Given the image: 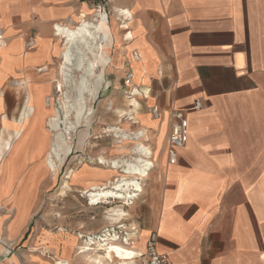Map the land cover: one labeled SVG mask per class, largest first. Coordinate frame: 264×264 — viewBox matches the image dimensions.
I'll list each match as a JSON object with an SVG mask.
<instances>
[{
  "label": "crops",
  "instance_id": "obj_1",
  "mask_svg": "<svg viewBox=\"0 0 264 264\" xmlns=\"http://www.w3.org/2000/svg\"><path fill=\"white\" fill-rule=\"evenodd\" d=\"M97 8L104 20L91 24L102 22L97 32L104 41L100 51L94 46L85 52L91 62L106 59L101 84L103 69L104 75L118 74V123L132 119L118 130L142 131L154 164L140 200L127 208L140 216L129 223L138 235L127 251L143 254L155 233L157 251L171 264H264V0H0V85L17 78L31 88L50 79L43 72L61 55L55 26L71 20L75 26L94 13L97 18ZM122 15L128 18L125 28ZM128 71L132 80L125 86ZM196 101L201 108L186 114L187 142L177 164L169 165V112ZM154 107L158 118L151 114ZM123 143L131 149L143 141ZM111 151L113 158L128 155ZM80 165L68 172H79L72 184L79 192L114 176L98 165ZM48 177L35 179L28 210L16 222L15 207L0 194V238L7 244L24 239L38 186ZM74 229L79 236L47 243L53 256L70 264L77 262L71 252L78 238L98 231L88 223ZM64 240L66 255L60 250ZM1 250L0 264H23L25 255Z\"/></svg>",
  "mask_w": 264,
  "mask_h": 264
},
{
  "label": "rangeland",
  "instance_id": "obj_2",
  "mask_svg": "<svg viewBox=\"0 0 264 264\" xmlns=\"http://www.w3.org/2000/svg\"><path fill=\"white\" fill-rule=\"evenodd\" d=\"M95 19L94 13L87 22L92 23ZM79 25L65 27L73 29ZM62 46H60L61 54L63 51ZM86 55L88 56V54ZM59 64L61 65V55L55 61L54 66L50 67L51 70L47 68V71L43 72L50 79L42 82L41 86L30 88L26 81L27 86L21 83V86H17V83H19L17 78H12L0 85V161L7 154L5 156L6 162L0 163V194L7 195L6 201L15 207V222L22 219L28 210L27 207L33 198L35 179L45 175L50 177L38 186L37 207L24 239L18 244L12 245V243L7 244L0 238V243L3 242L10 248L7 250L0 245V254L4 257L1 250L3 248L9 252L8 256L15 252L25 255L26 257H22L23 264H51V260L52 264H56L60 261H67V259L62 258L58 260L53 256L47 243L67 235L75 234V236H79V232L74 227L88 223L98 231L78 238L77 245L71 252V261L77 260V262L71 264H84L75 256L77 247L95 248L92 243L97 245L107 242L122 248L120 253L114 252L112 264H117L121 257H126L127 261H131L133 264H144L142 254L137 255L138 253L135 250L127 251V249L135 247L132 242H136V238L133 236L138 235V227L129 223L138 220L140 217H137L136 213H130L127 208L134 203L136 204V202L138 203V201L134 200L133 203L129 204L120 197H111L105 198L103 204H91L87 197L80 193L81 190L79 192L72 187V184L76 183L79 172L73 170L68 174L69 170L77 164L84 165V163H87L111 170L109 174H114V176L106 180L112 181L111 184L116 183L117 179L120 180L121 176L129 177L124 167L125 174L118 172V157L113 158V156H110L112 154L111 150L116 151V148L120 146L124 149L119 152L129 154L128 150L130 149L123 143L128 140H123L120 145L115 144L114 141L118 140V134L107 132L108 129L118 131L119 127L126 130V126L123 127L122 123L129 126V119H126V121L123 119L118 123V74L105 72L104 75L103 69L105 82L98 87V93L94 97L91 96L89 101L87 93L81 87L84 72L80 69L74 68L72 70L71 78L66 84H63L62 95L55 92L54 88L60 81ZM96 74L98 75L99 71ZM88 83H91V89L93 90L95 78L88 80ZM2 97L6 100L8 106L6 115L3 112ZM122 98L123 104L126 106L128 101L124 96ZM62 100H66L68 107L74 105V112L69 113L68 121L73 122L75 119L77 124H81L89 109L92 115L88 117V128L79 127L73 134L70 156H68L69 145H67V149H63L65 141L58 129L61 139L59 148L62 147V150L60 149V160L56 163L57 171L53 176L45 166L43 157L49 146L51 135L55 133L54 130H50L54 125L52 120L53 110H58L61 121L64 120L63 109L61 108ZM70 110L72 111V109ZM49 130L50 132H48ZM86 132L87 136L85 137ZM83 140V149L77 148L76 146H80ZM11 142L17 147L16 152L15 146ZM98 152L100 155L95 154ZM8 155L10 157L12 155L11 159ZM134 157L131 155L122 157L119 162L125 159H134ZM88 159L92 161L89 162ZM98 159L104 164H97L96 160ZM85 168L86 166H83L82 170ZM3 181L5 184L7 183V189L4 187ZM138 184L143 189L144 181H138ZM107 186L110 190L116 191L113 186L111 188L110 185ZM3 188L5 189L3 190ZM140 196L138 197L139 200ZM114 211H118L119 217H125L119 221L112 220ZM13 213L14 210H10L9 214L13 215ZM89 240L91 243H88ZM61 246L62 254L66 255V242L62 243ZM42 260H48V262L43 263Z\"/></svg>",
  "mask_w": 264,
  "mask_h": 264
},
{
  "label": "bare ground",
  "instance_id": "obj_3",
  "mask_svg": "<svg viewBox=\"0 0 264 264\" xmlns=\"http://www.w3.org/2000/svg\"><path fill=\"white\" fill-rule=\"evenodd\" d=\"M96 16H97L96 20L103 21L105 14L103 12H98L96 10ZM101 24L102 22H98L97 24L98 26L97 25L93 26V24L85 20H82L80 21V25L77 26V28H73V29L67 28L61 25L55 26L56 36L59 37L58 41L61 43V46L63 45L62 46L63 51L61 54V65L59 64L60 81L54 88L55 92L59 93V95L63 94L62 92L63 84H66L69 78H71V72L74 68L80 69L84 72L83 73L84 76L82 77L81 87H83L85 92L87 93L88 100L90 101L91 96L94 97L95 94L98 92V87L102 83V67L104 66V62H105L104 60L106 59L102 61H98V63L91 62L88 56L86 55L87 53L84 54V52L94 46L96 49L98 48V51H100V45L103 43L104 39H103V36L97 32V28H99ZM66 25L68 27H72L74 23L70 21ZM77 56L79 57L76 58ZM107 62H109V60H107ZM97 64L100 65V70H99L98 75L96 74V72L98 71ZM45 69L42 71H46ZM93 78H95V84L92 90L91 83H88V80H93ZM20 83L27 86L25 81H21L17 83V86H21ZM29 96L31 95L29 94ZM65 99H67V97H65ZM129 102L130 104H133L136 107L137 102L135 100H131ZM73 106L74 105L68 107V105H66V100H62L61 108L63 109V116H64L63 121H61L60 119V114L58 110L54 109L52 113V120H53L54 125H53V128H51L50 130H54L55 133L51 135V140L49 142V146L47 147L45 151L43 160H44L45 166L47 167L49 172L52 173L53 176L55 175L57 171L56 163L60 160L59 159L60 152H61L60 149L62 150V147L59 148L61 139L58 134L59 133L58 129L65 141L63 144V149H67V145H69V154H70L72 150L73 134L77 131L79 127L84 126L88 128L89 126L88 117L92 115V112L90 111V109L86 112L81 124H77L75 122V119L73 122H70L67 120L69 117V113L74 112ZM70 109H72V111ZM129 120H132V119L129 118ZM50 130L48 132H50ZM107 132L118 134V135L120 134L122 136H125L126 134L124 132H119V130L117 131L114 129H108ZM123 140L131 141L128 138H123L119 142L118 140L114 142L115 144L120 145L123 142ZM123 149L124 147L120 146L116 148V151H122ZM128 152L129 154L126 156H130V155L135 156L134 159L131 158L134 161H131V159L123 160L121 162L122 163L121 165L124 168H126L125 170L129 177L121 176L120 177L121 179L120 180L117 179L116 183L111 184L112 181H106L102 185H92L90 187L83 189L80 192L83 196L87 197V199L89 200L91 204H103L105 198H111V197L121 198V195L130 194L133 191L140 192V194L142 193L143 190L138 184V181L146 180L148 178V175H145L144 171L139 170L138 168L139 166L135 165V163H138V160L141 159L142 156L144 157L151 156L152 153L150 152L148 148L141 145L140 143H138L133 148L128 150ZM119 160H122V159H119ZM127 161L128 163H126ZM145 161L147 162V160ZM107 185H110V188L111 186L116 188L117 192L112 191V189L110 190ZM124 205L126 206L127 204H124ZM113 214H114V220H117V217L119 218L118 211H114ZM64 242L66 241L64 240ZM95 244L96 243H92V246H95V248H89L86 246L77 247V252L75 251L76 252L75 256L79 260H81L82 263L84 264H112V256L114 252L118 254L122 250L121 247L116 246L113 243L107 242V243H100L97 245ZM56 264H70V263L68 261H60V262H57ZM117 264H131V262L127 261L126 257H121L120 261Z\"/></svg>",
  "mask_w": 264,
  "mask_h": 264
},
{
  "label": "built area",
  "instance_id": "obj_4",
  "mask_svg": "<svg viewBox=\"0 0 264 264\" xmlns=\"http://www.w3.org/2000/svg\"><path fill=\"white\" fill-rule=\"evenodd\" d=\"M98 12H102V9L97 8ZM104 13V12H103ZM120 21V26L125 28V22L127 21V16L122 15ZM139 56L135 55L134 59L137 60ZM132 80V72L128 71L125 74V77L123 79V84L125 86H129ZM201 108V104L199 102H193L188 108L178 109L174 108L171 109L169 112V134L167 138V159L169 165H176L178 161V150L182 148L186 142H187V136H188V120L186 117V114L189 112L197 111ZM151 114L154 118H158L159 112L156 107L151 109ZM123 138H128L133 142H138L139 140H142L143 143L141 145L145 146L144 143L146 141L142 138V131L137 132H129L126 133L125 136L118 135V142L121 141ZM146 147V146H145ZM126 160V159H125ZM147 160V162L145 161ZM89 162H91V159H88ZM97 164H104L99 159L96 160ZM131 161H134L131 159ZM134 163V162H133ZM122 163L118 161V172L125 174V171L123 170ZM124 165V164H123ZM135 165L139 166V170L144 171L145 175H148L150 171L154 168L153 161L151 159V156H142L141 159L138 160V163H135ZM119 195V194H118ZM140 192H131L130 194L121 195V199L127 201L129 204L133 203L134 200H137L140 196ZM123 202V201H122ZM88 243H91L89 240ZM1 246L5 247L7 250L10 248L3 244V242L0 243ZM157 246V236L155 233H151L148 237V239L145 242V251L142 254V258L144 260V264H171L170 260L168 259L167 255L163 253H159L156 249ZM4 259L3 256L0 254V260Z\"/></svg>",
  "mask_w": 264,
  "mask_h": 264
}]
</instances>
